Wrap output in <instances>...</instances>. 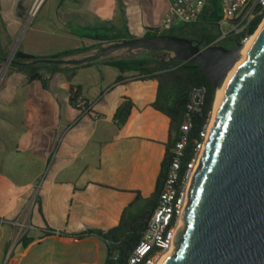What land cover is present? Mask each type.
Wrapping results in <instances>:
<instances>
[{"label":"crops","instance_id":"crops-1","mask_svg":"<svg viewBox=\"0 0 264 264\" xmlns=\"http://www.w3.org/2000/svg\"><path fill=\"white\" fill-rule=\"evenodd\" d=\"M173 1L51 0L38 22L48 0H13L19 11L9 17L0 0V51L6 39L18 37L14 50L36 55L51 44L92 47L102 43L91 38L100 25L143 38L160 26ZM94 50L81 52L82 58ZM118 50L114 58L127 55ZM106 58L54 66L51 76L47 68L45 83L14 68L0 79V264H106V242L80 235L106 232L131 204L155 195L179 127L152 107L156 79L122 73ZM74 88L99 119L74 107ZM126 100L132 108L120 123L116 113ZM26 237L32 241L23 246Z\"/></svg>","mask_w":264,"mask_h":264},{"label":"water","instance_id":"water-1","mask_svg":"<svg viewBox=\"0 0 264 264\" xmlns=\"http://www.w3.org/2000/svg\"><path fill=\"white\" fill-rule=\"evenodd\" d=\"M244 47L201 49L184 37L155 35L124 39L74 63L123 48L166 51L172 61L198 66L218 90ZM160 264H264V21L212 119L174 251Z\"/></svg>","mask_w":264,"mask_h":264},{"label":"trees","instance_id":"trees-1","mask_svg":"<svg viewBox=\"0 0 264 264\" xmlns=\"http://www.w3.org/2000/svg\"><path fill=\"white\" fill-rule=\"evenodd\" d=\"M219 8L216 0H210V5L204 11L200 20L195 24H184L179 27L160 32L157 28L147 32L144 37L155 35H173L184 37L193 41L201 49L208 46L216 37L214 28L215 22L219 19ZM262 21V17L257 18L247 31V35H252ZM95 34L92 39L100 41L99 45L84 47L78 49H69L59 53L43 56L31 53H25L17 49L9 68H14L24 73L29 80H40L46 82L45 74L47 68L50 69L49 75L55 72L54 66H60L65 63H74L69 61V57L74 53L84 52L94 48V54L103 46L115 44L124 39H133L127 28H120L112 25L95 27L92 29ZM243 37H238L241 41ZM127 55L114 58L111 54L107 57V64L120 72H135L144 76L153 77L158 82L157 94L152 102V107L167 115L175 127L182 123L189 92L193 87L204 86L206 96L202 114L196 115L193 121V127L188 134L186 145L181 157V172L187 166L194 154V148L197 141L200 140V132L204 125L212 118L214 105L216 101L217 89L213 87L212 81L205 73L192 63L182 61H172L171 53L166 56V51H146L141 48L129 50L123 48ZM119 50H116L117 52ZM143 53L139 54L138 53ZM103 57L94 58V60ZM93 59H88L82 63H88ZM5 59L0 60V64ZM81 64V63H80ZM1 69V65H0ZM79 92V90H78ZM74 105V95L71 98ZM132 102L126 100L117 110L116 117L120 123H124L128 118ZM179 137V136H178ZM178 140V139H177ZM167 149L166 155L162 161L161 170L157 179L155 195L140 205L131 204L122 213L119 223L106 232L89 230L80 237L95 235L106 242L107 260L106 264H127L128 258L140 241L144 230L146 229L149 218L151 217L158 200L159 193L164 184L170 161L172 159V147ZM31 238H22L23 246L31 242Z\"/></svg>","mask_w":264,"mask_h":264},{"label":"built area","instance_id":"built-area-1","mask_svg":"<svg viewBox=\"0 0 264 264\" xmlns=\"http://www.w3.org/2000/svg\"><path fill=\"white\" fill-rule=\"evenodd\" d=\"M216 1L220 16L214 24L217 37L206 47L221 45L231 48L236 42L246 44L264 21V0ZM209 5L210 0H174L168 14L157 29L162 32L178 25L195 24ZM259 17H262V21L258 28L252 35H247L248 29ZM238 37L243 38L238 41ZM228 44L231 46H226ZM73 95L76 109L93 119H99L100 116L92 110L89 101L78 92L77 88L73 89ZM205 96L204 86L193 87L189 92L184 117L179 128V137L171 150L172 159L156 207L127 264H160L168 252L174 251V240L178 229L182 226V214L188 202V189L204 150L213 119L211 118L204 125L200 132V140L195 144L193 157L187 163L185 170L181 172L182 152L195 116L202 114Z\"/></svg>","mask_w":264,"mask_h":264},{"label":"rangeland","instance_id":"rangeland-1","mask_svg":"<svg viewBox=\"0 0 264 264\" xmlns=\"http://www.w3.org/2000/svg\"><path fill=\"white\" fill-rule=\"evenodd\" d=\"M12 1L13 0H5V15L7 17L9 16H13L14 15V11L18 12L19 11V6L17 3L15 4H12ZM51 2V0H48V2L44 5V7L42 8L39 16H38V19L37 21H44L46 19V16H47V8L49 6V3ZM33 19V18H32ZM31 22V21H30ZM102 26V25H100ZM99 26V27H100ZM181 25H178L177 27H179ZM25 28H23L21 30V32L24 31ZM20 34V33H19ZM20 37L14 39L15 41L13 42V40L11 41L10 39H6L5 42L3 44H1V51H0V60L2 59H5L4 62H2L1 65V69H0V79L4 76L5 74V71L9 68V63H7V58L10 57L11 55L10 54H13V50L15 48H17L20 44V42L22 41V38L19 39ZM24 46V44L22 45ZM67 46L69 45H62V44H51V45H45L43 47V49H41L40 53H37V54H41V55H52V54H55V53H58L62 50H65V48H67ZM82 46V45H81ZM228 47H230L231 45H226ZM12 52V53H11ZM85 52V51H84ZM87 56L89 53H86ZM141 55L142 53H138V55ZM83 59L82 58V53H74L72 54L70 57H69V61H79ZM227 78V77H226ZM11 79H12V76H7V81L8 83H11ZM226 80V79H225ZM225 80L224 82L222 83L221 87L218 89V91L223 87L224 83H225ZM217 91V92H218ZM0 98L3 97L4 93L3 91L0 92ZM1 100V99H0ZM216 101H217V94H216ZM216 101H215V105H216ZM215 105H214V110H215ZM214 110H213V115H214ZM213 118V116H212ZM101 256L102 258H104L106 256L105 254V251H101ZM76 261H79V260H76ZM74 263L75 261L74 260H70L69 263ZM100 264H104V261H102Z\"/></svg>","mask_w":264,"mask_h":264},{"label":"bare ground","instance_id":"bare-ground-1","mask_svg":"<svg viewBox=\"0 0 264 264\" xmlns=\"http://www.w3.org/2000/svg\"><path fill=\"white\" fill-rule=\"evenodd\" d=\"M262 25H263V22H262V24L260 25L259 29L256 31V33H255V34H254V35H253V36H252V37L246 42L245 47H244V49H243L242 52H241V57H240L238 63H237L236 66L233 68V70H231V71L229 72V74L227 75V78H226V80H225V83H224L223 87L217 92V101H216V105H215V110H214V115H213V117H215V115H216V111L218 110V108H219V106H220V104H221V102H222V100H223V98H224V96H225V94H226V91H227V89H228V87H229V85H230V83H231V81H232V79H233V77H234L236 71H237V68L239 67V65L241 64V62L243 61V59H244L245 56L247 55L249 49L251 48L253 42L255 41V38H256L257 35H258V33H259L260 28L262 27ZM172 253H173V250H172L171 252H168V253L164 256V258H165L167 255L172 254ZM164 258H163V259H164ZM163 259H162V260H163Z\"/></svg>","mask_w":264,"mask_h":264}]
</instances>
